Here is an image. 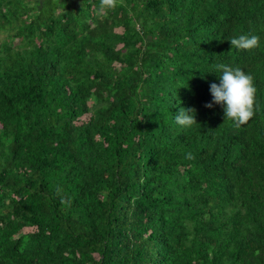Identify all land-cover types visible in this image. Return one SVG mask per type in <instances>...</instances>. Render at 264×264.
Segmentation results:
<instances>
[{
    "label": "trees",
    "instance_id": "trees-1",
    "mask_svg": "<svg viewBox=\"0 0 264 264\" xmlns=\"http://www.w3.org/2000/svg\"><path fill=\"white\" fill-rule=\"evenodd\" d=\"M99 7L0 0V264H264V0ZM219 64L252 77L240 127Z\"/></svg>",
    "mask_w": 264,
    "mask_h": 264
},
{
    "label": "clouds",
    "instance_id": "clouds-1",
    "mask_svg": "<svg viewBox=\"0 0 264 264\" xmlns=\"http://www.w3.org/2000/svg\"><path fill=\"white\" fill-rule=\"evenodd\" d=\"M117 0H100L98 15H103L107 9H115ZM232 48L250 50L259 46L258 36L240 35L239 37H229ZM221 72L220 83L210 84V93L213 97L212 102L205 107L212 108L214 104L223 106L225 120L235 123L236 127L247 124L253 117L254 98L256 89L253 86L252 77L240 68H231L225 64L217 65ZM196 109L181 107L175 115V121L183 127H191L196 124ZM187 159H192V154L186 155Z\"/></svg>",
    "mask_w": 264,
    "mask_h": 264
},
{
    "label": "rangeland",
    "instance_id": "rangeland-1",
    "mask_svg": "<svg viewBox=\"0 0 264 264\" xmlns=\"http://www.w3.org/2000/svg\"><path fill=\"white\" fill-rule=\"evenodd\" d=\"M118 30H121V29H118ZM3 38V35H0V40Z\"/></svg>",
    "mask_w": 264,
    "mask_h": 264
}]
</instances>
